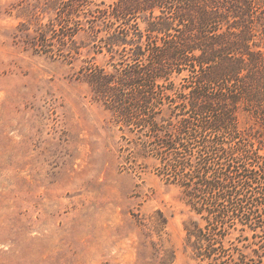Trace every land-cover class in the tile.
<instances>
[{
  "label": "rangeland",
  "instance_id": "rangeland-1",
  "mask_svg": "<svg viewBox=\"0 0 264 264\" xmlns=\"http://www.w3.org/2000/svg\"><path fill=\"white\" fill-rule=\"evenodd\" d=\"M68 1L0 0V264H209L188 242L193 225L210 231L218 262L262 264L264 214L250 223L232 214L234 204L220 210L210 192L196 191L199 172L187 171L210 172L217 156L202 158L197 146L177 149L175 142L174 151L158 150L159 141L177 138L191 112L195 75L172 69L167 81L149 88L156 101L144 120L153 128L135 126L143 116L132 108L135 95L128 117L119 119L90 75L103 70L115 82L124 70L138 72L129 69L137 60L152 62L147 16H129L141 37L110 40L109 29L94 25L99 11H111L118 0L84 1L65 19ZM142 53L147 57H136ZM244 116L241 109V134L219 139V154L237 171L260 166L234 179L251 177L248 202L264 204V137ZM244 150L250 160L240 155L250 153ZM176 157L184 165L175 168ZM212 207L224 220L214 231Z\"/></svg>",
  "mask_w": 264,
  "mask_h": 264
},
{
  "label": "trees",
  "instance_id": "trees-1",
  "mask_svg": "<svg viewBox=\"0 0 264 264\" xmlns=\"http://www.w3.org/2000/svg\"><path fill=\"white\" fill-rule=\"evenodd\" d=\"M84 1L87 0H69L64 4L70 7H67L65 19L75 17ZM110 6L114 7L106 11L107 14L99 11L102 16L97 18L95 28L109 29L111 32L106 38L110 40L119 37L123 40L129 37L131 40V37L141 36L136 23H132L129 16L136 13L138 20L147 16V43L152 48L148 55L152 62L147 59V63L143 64L142 60H137L140 64L129 69L138 68V72L124 70L115 82L110 81L111 76L103 70L92 71L89 75L97 96L103 97L117 112L119 119L124 120L128 117V100L135 95V99L130 100L132 108L139 113L143 111V116L137 118L135 126L150 128L152 124L148 123L146 127L144 118L149 119V112H153L156 100L152 99L149 88H154L160 79L167 81L172 69H189L195 75L196 87L189 93L187 110L191 112L186 117L195 118V123L186 125L185 117L180 122L177 138L173 137L172 140V136H168L166 140L159 141L158 150L174 151L170 142H175L177 149H185L189 144L193 148L197 146L202 158L217 156L218 168H209L210 172L208 168L200 171L201 167H185L192 175H195L196 170L199 172V179L203 183L196 191L210 192L212 204L216 202L220 210L234 204L232 214L242 222L246 218L252 223L251 217L257 213L264 214V204L254 202L252 205L248 202L246 183L253 182L251 177L247 176L240 184L236 183L234 176L256 171V167L259 170L260 166L252 169L244 166L237 171L235 166L226 165L220 158L224 152L219 154L222 145L218 141L228 135V131L233 133L237 130L235 134H241L238 128L241 109L246 119L251 118L255 122L251 124L255 128L251 129L264 137V53L257 46L258 42L259 45L264 44V0H118ZM65 19L61 18L63 21ZM134 28L137 31L133 33ZM147 43L139 45H144L142 48L145 49ZM114 44L111 42L108 45ZM140 56L147 57L143 53L136 55ZM242 133L245 134V131L242 130ZM240 155L250 160L253 154ZM172 165L177 168V165L180 167L184 163L180 157H176ZM210 165L207 164L208 167ZM212 209H215V213L211 212L212 216L208 218L211 229L219 223L222 225L224 221L219 217L221 212L214 207ZM193 226L195 228L187 229V235L197 256L211 260L209 264H227L218 262L217 250L210 245V231ZM261 260L264 264V255H261ZM229 264L260 262L233 259Z\"/></svg>",
  "mask_w": 264,
  "mask_h": 264
}]
</instances>
